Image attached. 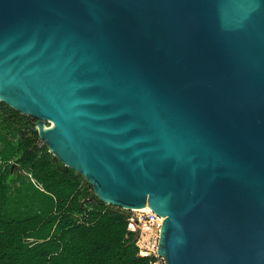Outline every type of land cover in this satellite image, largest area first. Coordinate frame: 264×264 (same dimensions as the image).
<instances>
[{"label":"water","instance_id":"obj_1","mask_svg":"<svg viewBox=\"0 0 264 264\" xmlns=\"http://www.w3.org/2000/svg\"><path fill=\"white\" fill-rule=\"evenodd\" d=\"M0 102L164 264H264V0H0Z\"/></svg>","mask_w":264,"mask_h":264},{"label":"trees","instance_id":"obj_2","mask_svg":"<svg viewBox=\"0 0 264 264\" xmlns=\"http://www.w3.org/2000/svg\"><path fill=\"white\" fill-rule=\"evenodd\" d=\"M1 106L0 264H164L155 251L142 253L149 249L139 245L129 210L101 202L35 130L21 135Z\"/></svg>","mask_w":264,"mask_h":264},{"label":"rangeland","instance_id":"obj_3","mask_svg":"<svg viewBox=\"0 0 264 264\" xmlns=\"http://www.w3.org/2000/svg\"><path fill=\"white\" fill-rule=\"evenodd\" d=\"M33 120L35 119L33 118ZM130 212H131V218H133L132 229L138 233L137 238L139 240L138 241L139 245L149 249V251H155L158 232L151 225H148L143 222H136L135 220L136 217L138 216V213L135 210Z\"/></svg>","mask_w":264,"mask_h":264},{"label":"flooded vegetation","instance_id":"obj_4","mask_svg":"<svg viewBox=\"0 0 264 264\" xmlns=\"http://www.w3.org/2000/svg\"><path fill=\"white\" fill-rule=\"evenodd\" d=\"M1 108V112L8 118L13 119V121L16 122V124L19 126V132L21 133V135L29 129L33 130V126L36 120H33L32 117L27 115L22 116L23 114L21 113V115H17L16 112L6 106H1ZM13 166L14 164L11 166V171L13 170Z\"/></svg>","mask_w":264,"mask_h":264},{"label":"built area","instance_id":"obj_5","mask_svg":"<svg viewBox=\"0 0 264 264\" xmlns=\"http://www.w3.org/2000/svg\"><path fill=\"white\" fill-rule=\"evenodd\" d=\"M135 211L138 213V216L136 217L135 220L136 222H143L148 225H151L158 232L162 219L155 212H153L151 209L150 210L146 209L142 211L135 210ZM129 221H130V227L132 229L133 218L130 217ZM147 252L148 251L142 253L147 254Z\"/></svg>","mask_w":264,"mask_h":264},{"label":"bare ground","instance_id":"obj_6","mask_svg":"<svg viewBox=\"0 0 264 264\" xmlns=\"http://www.w3.org/2000/svg\"><path fill=\"white\" fill-rule=\"evenodd\" d=\"M147 209H149L150 210V208L148 207ZM142 211V210H141Z\"/></svg>","mask_w":264,"mask_h":264}]
</instances>
